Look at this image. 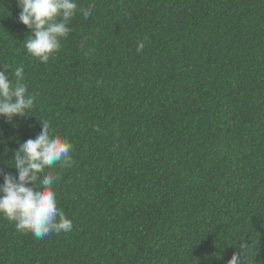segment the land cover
I'll return each instance as SVG.
<instances>
[{
	"label": "trees",
	"instance_id": "16d2710c",
	"mask_svg": "<svg viewBox=\"0 0 264 264\" xmlns=\"http://www.w3.org/2000/svg\"><path fill=\"white\" fill-rule=\"evenodd\" d=\"M78 4L92 15L43 63L0 0V71L22 66L36 97L0 117V172L42 120L74 146L46 170L72 230L0 216V264H264V0Z\"/></svg>",
	"mask_w": 264,
	"mask_h": 264
},
{
	"label": "clouds",
	"instance_id": "9594fccd",
	"mask_svg": "<svg viewBox=\"0 0 264 264\" xmlns=\"http://www.w3.org/2000/svg\"><path fill=\"white\" fill-rule=\"evenodd\" d=\"M18 6L20 22L31 30L24 47L43 63L61 49L62 39L72 31V20L78 14L87 19L93 12L92 6L81 7L78 0H18ZM143 48L140 43L137 50ZM23 81L22 66L15 67L11 74L5 66L0 71V117L11 121L35 108L36 97ZM73 151L72 142L52 129L49 121L42 120V130L21 143L11 160L10 166L18 175L0 172V216L15 222L18 231L31 232L38 239L70 232L73 221L58 206L55 191L59 176L46 170L56 165L70 167ZM228 264H241L239 254H234Z\"/></svg>",
	"mask_w": 264,
	"mask_h": 264
}]
</instances>
